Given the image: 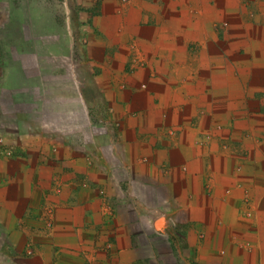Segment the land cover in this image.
<instances>
[{
	"label": "crops",
	"instance_id": "crops-1",
	"mask_svg": "<svg viewBox=\"0 0 264 264\" xmlns=\"http://www.w3.org/2000/svg\"><path fill=\"white\" fill-rule=\"evenodd\" d=\"M55 3L1 53L0 264H264V0Z\"/></svg>",
	"mask_w": 264,
	"mask_h": 264
},
{
	"label": "rangeland",
	"instance_id": "rangeland-1",
	"mask_svg": "<svg viewBox=\"0 0 264 264\" xmlns=\"http://www.w3.org/2000/svg\"><path fill=\"white\" fill-rule=\"evenodd\" d=\"M57 1L60 5H66L70 0ZM19 2L20 8L18 9L14 7L13 1L8 0V8H5L4 11L9 14V18L0 20V59L2 60L1 53L7 52L3 57L11 72H14L16 67L12 51L18 52L19 49H28L29 44H31L29 34L38 31L51 32V22L57 26V20H66L64 18L65 8L57 14L55 0H19ZM74 8L77 13V6ZM68 18L73 20L72 13L68 14ZM25 37L27 39L23 40Z\"/></svg>",
	"mask_w": 264,
	"mask_h": 264
},
{
	"label": "built area",
	"instance_id": "built-area-1",
	"mask_svg": "<svg viewBox=\"0 0 264 264\" xmlns=\"http://www.w3.org/2000/svg\"><path fill=\"white\" fill-rule=\"evenodd\" d=\"M3 143H2V138L0 137V149L2 148ZM2 151H4V149L2 148Z\"/></svg>",
	"mask_w": 264,
	"mask_h": 264
}]
</instances>
